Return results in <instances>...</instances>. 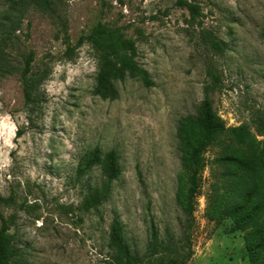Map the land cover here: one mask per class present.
<instances>
[{
    "label": "rangeland",
    "instance_id": "obj_1",
    "mask_svg": "<svg viewBox=\"0 0 264 264\" xmlns=\"http://www.w3.org/2000/svg\"><path fill=\"white\" fill-rule=\"evenodd\" d=\"M99 22L135 41L137 67L122 78L98 77L86 36ZM206 98L247 136L207 147L187 215L184 126ZM96 150H113L120 172L88 207L107 179ZM244 179L264 180V0H0V227L12 264H114V219L143 258L156 230L176 252L159 255L165 264H264L228 212Z\"/></svg>",
    "mask_w": 264,
    "mask_h": 264
},
{
    "label": "trees",
    "instance_id": "obj_2",
    "mask_svg": "<svg viewBox=\"0 0 264 264\" xmlns=\"http://www.w3.org/2000/svg\"><path fill=\"white\" fill-rule=\"evenodd\" d=\"M184 6L191 11H197V6L184 1ZM87 40L98 51L100 68L99 79L102 81L112 78H122L129 70L137 67L136 44L121 32L119 27L108 26L104 23H97L86 36ZM33 61L30 54L26 60L22 72V81L26 83L28 73ZM188 125L184 126V179L186 190H184V208L187 215H191L195 207V198L200 186V173L205 167L204 153L207 147L213 143L218 135L227 132H237V138L247 136L244 129L225 128L222 118L215 112L211 101L206 98L197 116L191 117ZM256 157V162L259 159ZM92 159L104 164L107 179L100 187L93 188L87 195L85 203L88 207L96 206L102 199L108 198L111 190V182L117 177L120 168L117 166L115 152L109 151L104 157L98 150L94 151ZM241 183L247 185L244 192H237V185L231 184L232 196L239 195L236 203L228 206L229 215L235 220L236 229H247L246 243L250 253L260 250L264 254V224H260L261 216L264 213V196L259 190H264V180L261 186L254 180L244 179ZM223 201L216 203V208L223 212ZM187 227H185V230ZM110 247L112 248L111 259L114 264H165L159 258L163 252L176 253L168 241H164L156 230H153L147 245L146 258L135 252L125 239L123 225L120 220L114 219L110 231ZM18 255L12 234L5 222L0 227V264H12ZM176 261V258H173Z\"/></svg>",
    "mask_w": 264,
    "mask_h": 264
}]
</instances>
